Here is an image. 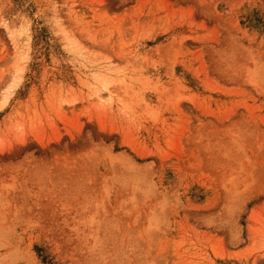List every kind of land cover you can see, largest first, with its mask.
I'll return each instance as SVG.
<instances>
[{"label":"rangeland","instance_id":"374dc122","mask_svg":"<svg viewBox=\"0 0 264 264\" xmlns=\"http://www.w3.org/2000/svg\"><path fill=\"white\" fill-rule=\"evenodd\" d=\"M0 264H264V0H0Z\"/></svg>","mask_w":264,"mask_h":264}]
</instances>
